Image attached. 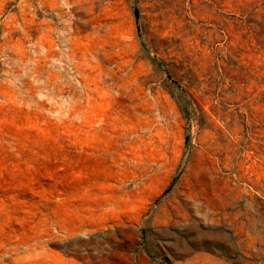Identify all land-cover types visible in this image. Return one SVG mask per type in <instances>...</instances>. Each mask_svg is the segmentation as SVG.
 Segmentation results:
<instances>
[{
	"label": "rangeland",
	"instance_id": "374dc122",
	"mask_svg": "<svg viewBox=\"0 0 264 264\" xmlns=\"http://www.w3.org/2000/svg\"><path fill=\"white\" fill-rule=\"evenodd\" d=\"M0 264H264V0H0Z\"/></svg>",
	"mask_w": 264,
	"mask_h": 264
}]
</instances>
